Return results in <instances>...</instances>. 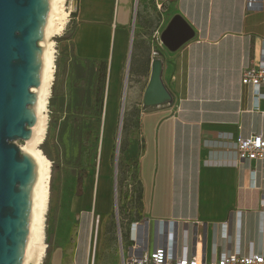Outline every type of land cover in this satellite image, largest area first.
Segmentation results:
<instances>
[{
	"label": "crops",
	"instance_id": "1",
	"mask_svg": "<svg viewBox=\"0 0 264 264\" xmlns=\"http://www.w3.org/2000/svg\"><path fill=\"white\" fill-rule=\"evenodd\" d=\"M152 1L75 0L72 16V56L102 61L107 87L110 73L128 60L136 122L125 135L124 156L133 162L139 214L125 250L144 232L147 249L172 243L177 256L199 251V242L206 259L264 253V159L239 160L234 144L237 135L264 138V85L256 90L241 81L243 66L256 65L264 49V1L251 7L247 0ZM175 15L193 36L154 56L151 34H161ZM159 57L173 99L145 107L151 63ZM91 199L87 187L73 198L74 250L55 249L47 264H99L91 253Z\"/></svg>",
	"mask_w": 264,
	"mask_h": 264
},
{
	"label": "rangeland",
	"instance_id": "2",
	"mask_svg": "<svg viewBox=\"0 0 264 264\" xmlns=\"http://www.w3.org/2000/svg\"><path fill=\"white\" fill-rule=\"evenodd\" d=\"M151 2L154 4V1L149 0V3ZM75 3V0L64 1V10L69 14L67 13L62 29L52 38L55 47L53 80L48 100L47 132L40 145L41 151L50 162L49 194L44 222L46 251L40 264H47L50 254L55 249L60 248L64 253L73 252L77 217L71 210V202L86 187L95 200L93 202L95 208L91 210L93 213L91 253H94L99 264H121V248L125 250L129 226L138 219L139 214L133 162L126 161L124 156L125 135L136 122L135 105L127 97L128 60L126 56L118 71L110 73L113 82L109 87L107 67L104 82L99 84L101 88L93 86L92 106L85 111L81 120L90 133L89 139L78 144L71 133V125L75 119L71 111L69 77L66 73L67 64L72 56L71 35L74 20L71 13L74 12ZM164 10L169 14L174 8L165 7ZM152 34L150 44L154 47L153 55L162 56L168 48L162 43L161 34L157 29ZM113 85L115 90L111 91ZM107 95H115L116 103L114 101L107 144L108 176L101 183L102 178H94V172L98 168L101 116ZM14 143L19 147L23 141L14 140ZM82 169L86 172L79 183L78 175ZM78 191L80 194H77Z\"/></svg>",
	"mask_w": 264,
	"mask_h": 264
},
{
	"label": "water",
	"instance_id": "3",
	"mask_svg": "<svg viewBox=\"0 0 264 264\" xmlns=\"http://www.w3.org/2000/svg\"><path fill=\"white\" fill-rule=\"evenodd\" d=\"M49 0H0V264H21L31 213L36 175L33 157L14 140H27L35 120L36 93L42 58V37ZM193 31L175 15L161 33L175 50ZM162 60L151 63L143 93L145 107L172 102L162 77Z\"/></svg>",
	"mask_w": 264,
	"mask_h": 264
},
{
	"label": "bare ground",
	"instance_id": "4",
	"mask_svg": "<svg viewBox=\"0 0 264 264\" xmlns=\"http://www.w3.org/2000/svg\"><path fill=\"white\" fill-rule=\"evenodd\" d=\"M64 1L49 0L45 28L39 40V45L42 47L39 84L31 88V91L36 93V102L34 104L35 120L32 125V135L29 139L22 140L23 143L19 145L21 151H25L33 157L36 166V175L31 194V213L21 264H40L46 251L44 222L48 204L50 162L41 151L40 145L47 132L48 100L53 80L55 47L52 38L62 29L68 13V11L64 10ZM114 101L113 95H107L102 108L101 134L97 153L98 168L94 172V178H102V180L108 176L106 167L108 157L107 144L114 112ZM120 109V115L122 116L123 107L121 106Z\"/></svg>",
	"mask_w": 264,
	"mask_h": 264
},
{
	"label": "built area",
	"instance_id": "5",
	"mask_svg": "<svg viewBox=\"0 0 264 264\" xmlns=\"http://www.w3.org/2000/svg\"><path fill=\"white\" fill-rule=\"evenodd\" d=\"M255 1L247 0V6L251 7ZM259 1L263 2L264 0ZM260 58L256 65H247L242 68V83H251L256 90L264 85V49ZM234 144L239 160L245 158L249 160L264 159V138L261 134H252L248 137L237 135ZM133 225L137 228L138 222L131 224V226ZM119 240H121L120 229ZM198 245L200 250L190 256L175 255L172 243L156 246L149 250L143 232L141 238L137 236L131 238V243L126 250L121 248V264H264V253L242 255L237 252H223L213 259H206L202 252L201 242Z\"/></svg>",
	"mask_w": 264,
	"mask_h": 264
},
{
	"label": "trees",
	"instance_id": "6",
	"mask_svg": "<svg viewBox=\"0 0 264 264\" xmlns=\"http://www.w3.org/2000/svg\"><path fill=\"white\" fill-rule=\"evenodd\" d=\"M75 12L71 13L74 16ZM67 75L69 77V98L72 105V114L75 121L71 125V133L74 140L81 144L89 139V131L81 122L82 116L87 109L92 106L93 86L104 82L105 65L102 61L98 62L90 59H82L72 56L68 62ZM85 170L82 169L78 175L80 183L85 176ZM80 194V191L77 192ZM136 199H139V191L137 190Z\"/></svg>",
	"mask_w": 264,
	"mask_h": 264
}]
</instances>
